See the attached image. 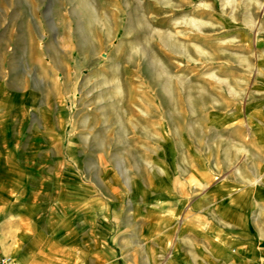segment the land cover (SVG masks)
<instances>
[{
    "label": "rangeland",
    "instance_id": "374dc122",
    "mask_svg": "<svg viewBox=\"0 0 264 264\" xmlns=\"http://www.w3.org/2000/svg\"><path fill=\"white\" fill-rule=\"evenodd\" d=\"M263 17L264 0H0L4 253L218 264L204 235L220 234L219 192L264 143L244 119L264 72L239 69L234 21ZM12 177L32 188L27 214Z\"/></svg>",
    "mask_w": 264,
    "mask_h": 264
},
{
    "label": "crops",
    "instance_id": "0c3cea01",
    "mask_svg": "<svg viewBox=\"0 0 264 264\" xmlns=\"http://www.w3.org/2000/svg\"><path fill=\"white\" fill-rule=\"evenodd\" d=\"M234 24H236L233 34L235 54L240 57L244 56V63L242 61L239 63V69L264 72V17L259 29L256 25L255 28L247 27L243 31L241 26H237V21H234ZM245 104L246 117L244 119L248 121L250 135L259 137L264 142V98L256 101L251 100ZM237 109L238 107H234V112L232 111L236 116L240 114L236 111ZM234 119L237 118L234 117ZM249 150L253 153L256 165L250 168V172L244 171L243 167L237 169L240 180L226 182L219 192V198L222 200L218 204L220 208L218 215L223 216L222 223H220L222 227L218 229L219 236L211 239L207 233L204 235L208 246H210L209 242L211 244L212 256L218 259V264H264V246L255 243V240H264V165H257V159L264 163V143L253 144ZM17 183L12 177V198L16 201H12V214L18 212L23 214L27 212L25 209L29 205L25 204L24 207H21L17 201L28 200L32 188H18ZM17 234V227L12 225V235H14L12 243L14 244H16ZM0 237L3 236L0 235ZM1 245L3 244L1 243ZM1 245L0 252L2 253L0 255L10 256L17 264H23L25 256L28 260L26 250L19 248L25 256L18 255L15 258L4 253L6 249H4V245L2 249ZM8 250L10 251V249ZM193 264L211 263L201 258Z\"/></svg>",
    "mask_w": 264,
    "mask_h": 264
},
{
    "label": "built area",
    "instance_id": "2783aa9c",
    "mask_svg": "<svg viewBox=\"0 0 264 264\" xmlns=\"http://www.w3.org/2000/svg\"><path fill=\"white\" fill-rule=\"evenodd\" d=\"M0 264H17L13 258L8 255H0Z\"/></svg>",
    "mask_w": 264,
    "mask_h": 264
}]
</instances>
